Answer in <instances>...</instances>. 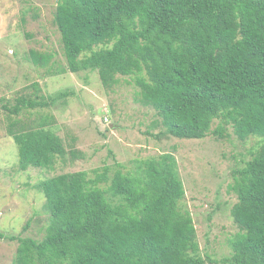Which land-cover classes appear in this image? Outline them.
Instances as JSON below:
<instances>
[{
  "label": "trees",
  "instance_id": "1",
  "mask_svg": "<svg viewBox=\"0 0 264 264\" xmlns=\"http://www.w3.org/2000/svg\"><path fill=\"white\" fill-rule=\"evenodd\" d=\"M54 21L66 70L98 71L106 88L130 76L169 134L225 137L232 127L242 140L263 138L233 171L239 232L232 252L208 260L264 264V0H61ZM29 55L41 67L53 58L35 49ZM68 95H21L3 108L18 115ZM46 118L10 119L20 170L79 156ZM177 164L169 152L142 161L134 174L118 169L111 177L106 166L91 177L81 170L40 181L50 212L44 237L0 233L18 241L13 264H206L192 213L180 205L185 188Z\"/></svg>",
  "mask_w": 264,
  "mask_h": 264
},
{
  "label": "rangeland",
  "instance_id": "2",
  "mask_svg": "<svg viewBox=\"0 0 264 264\" xmlns=\"http://www.w3.org/2000/svg\"><path fill=\"white\" fill-rule=\"evenodd\" d=\"M60 1L0 0V233L44 237L50 221L46 195L38 187L44 179L81 170L91 177L106 166L111 177L118 169L134 174L142 161L171 152L184 182L180 205L192 213L206 264H224L208 259L230 255V239L239 232L232 215L238 201L233 171L253 157L263 138L242 140L231 127L225 137L210 133L202 139H180L167 132L155 108L140 100L130 76H120L119 83L106 88L98 71L66 70L61 32L54 21ZM31 49L52 53V62L36 65ZM59 91L69 95L49 107L18 115L3 108L13 106L21 95L48 97ZM44 116L67 150L79 156L59 157L50 169L20 170L19 148L8 132L10 119L38 123ZM17 247V240L0 238V264H13Z\"/></svg>",
  "mask_w": 264,
  "mask_h": 264
}]
</instances>
